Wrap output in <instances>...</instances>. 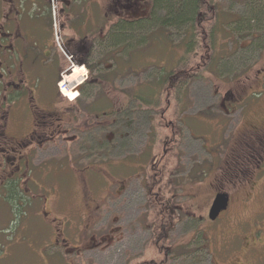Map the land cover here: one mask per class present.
Instances as JSON below:
<instances>
[{"label":"rangeland","instance_id":"374dc122","mask_svg":"<svg viewBox=\"0 0 264 264\" xmlns=\"http://www.w3.org/2000/svg\"><path fill=\"white\" fill-rule=\"evenodd\" d=\"M221 3V9L247 18L216 32L214 50L192 54L182 41L185 27L162 32L152 25L132 32L128 43L112 45L104 37L118 19L108 18L105 25L98 18L85 68L75 62L80 69L73 72L71 66L65 74L74 82L84 73L76 90L83 110L92 105L101 115L124 105L126 111L102 124L103 130L89 119L92 132H79V147L61 144L38 156L44 164L54 156L59 162L29 167L27 192L15 209L18 189L0 188V264H163L155 250L169 245L158 232L161 208L156 204L148 212L147 189L142 178L133 177L146 166L149 157L142 154L153 146V157L165 150L157 177L163 220L171 222L165 264H264V150L251 158L246 175L238 162L244 140L258 138L248 130L264 127V17L248 18L251 7L238 1ZM245 20H253L250 28ZM258 25L263 29L257 35ZM209 26L203 25V33L198 29L199 45ZM171 71L183 72L182 81L177 77L169 90L159 88V74L165 79ZM46 85L40 101L50 99L51 79ZM134 92L155 108L126 102ZM15 116L27 121L23 109ZM99 140L111 148L107 155L113 160L83 169L85 153L101 160ZM71 153L81 167L69 163ZM136 154L141 156L128 159ZM127 180L119 191V182ZM217 189L229 194L230 206L224 218L211 223L207 214Z\"/></svg>","mask_w":264,"mask_h":264},{"label":"flooded vegetation","instance_id":"af4514ba","mask_svg":"<svg viewBox=\"0 0 264 264\" xmlns=\"http://www.w3.org/2000/svg\"><path fill=\"white\" fill-rule=\"evenodd\" d=\"M151 10V0H0V188H17L16 196L23 198L27 192L29 167L40 163L48 165L59 162L54 156L44 164L43 160L40 162L38 156H42L43 152L56 151L55 149L61 144L63 148L69 143L79 147V132H82V135L84 133L89 135L92 132L88 126L91 118L101 125L107 121L119 120V116L126 111L124 105L117 107L115 111L102 110L101 115L92 111V105L83 110L82 94L79 92L77 98L67 101L58 90V82L62 74L71 71L72 64L75 62L83 64L89 57L92 45L97 39V36L92 34L90 18H117L132 22L150 18ZM99 30L101 34L102 27ZM77 68V65H74L73 72ZM49 79L52 86L50 99L47 97L46 100L40 101V91L46 90ZM73 80L68 89L77 95L76 90L84 80L81 77L77 79L75 77ZM86 83H90V80ZM136 93L128 96L126 102L138 103L139 99L133 100ZM153 104L149 103L150 110L155 108ZM18 109L24 110L27 121L22 122L16 117L17 115L15 116ZM107 113L109 117L104 118ZM85 114L87 115L84 116ZM79 118H84V121ZM101 125L100 129L103 130L104 127ZM248 133L258 138L253 139V143H251L252 138L242 143L238 162L244 166L245 175L251 165V158H258L264 150V127L250 128ZM102 140L107 141L106 137ZM104 142L99 140L101 160H96L95 153L84 152L86 164L82 166L79 157L71 153L73 156H68L69 163L77 162L74 164L75 167L82 166L86 169L90 164L101 165L109 159L113 160L107 155V153L112 154V150ZM165 144L167 145L168 142ZM251 144L254 146L252 147ZM81 148L80 150L85 151V147ZM153 149L154 146L142 154L148 155L149 159L145 163L146 166L139 168L140 170L138 169L133 176L142 178L147 189L148 212L156 204L160 206L161 211L163 209L157 194V177L160 176L159 167L163 162L161 158L165 157V150L153 157V153H150ZM140 156L141 154H136L135 157L128 156V159ZM236 162L234 158V163ZM119 183V191L123 192L130 181ZM217 193L226 192L217 189L215 195ZM227 195L226 210L213 221L207 217L211 223L224 218L229 210L230 196ZM169 203L172 206L170 201ZM161 224L164 226L161 228L162 232L158 230L159 236L169 242V245L162 250L156 248L155 250L157 255L163 253L160 254L164 257L161 263L165 264L167 255L172 249L169 239L171 222L167 226L163 220L158 227ZM224 234L223 232L222 236ZM60 241L66 242L64 238ZM141 264H153V262L144 261Z\"/></svg>","mask_w":264,"mask_h":264},{"label":"trees","instance_id":"16d2710c","mask_svg":"<svg viewBox=\"0 0 264 264\" xmlns=\"http://www.w3.org/2000/svg\"><path fill=\"white\" fill-rule=\"evenodd\" d=\"M222 1L223 2L227 1L229 3L238 1L243 3V5L251 7V14H250L251 17L248 18H256L257 21H259L260 18L264 17L263 0H151L152 10H151L150 18H146L138 21H132V22L119 19L115 23L110 24L109 28L107 29V34L104 38L106 39V42L109 44L122 45L123 43L124 44L128 43L129 40L133 39L132 32H135L136 30L142 28L145 29L146 27L152 28L153 26H156L161 28L162 29L161 31L163 32L167 28L183 29V27H185L188 33H186V36L182 41L185 46V50L187 54H192V52H198L196 51L197 49H203V51L208 49L214 50L213 48L215 46V41H216L215 40L216 32L225 30L224 27H226V25L229 27L231 22L236 23L241 21L240 18H247L241 15L237 16L236 14H232L230 10L221 9L220 6H222L221 3ZM255 1H257V5H255L256 3ZM253 13L254 15H252ZM233 18H239V19H233ZM108 20L109 19H107V21ZM252 21H249L248 23V21L245 20L246 24L248 23L247 25L249 26V28L251 27L250 23ZM107 23L108 22H106L105 25ZM208 23L210 24V26H209L208 34L206 35L207 38L204 36L205 39H203L202 44L200 43L199 45L197 40L198 29L200 28V31L204 32L203 25ZM258 27L259 25L256 28L257 35L259 33V29L260 30L263 29V27H259V28ZM240 45L241 42L237 44L236 46L238 47L237 49L241 47ZM222 59H224V57L220 56L219 60ZM159 75L160 76L158 77L159 79L157 81V85H159V88L163 86L169 90L170 87L174 86L173 84H175V82L176 83L178 82L177 81L178 79H176L177 77H180L179 81H182V77L184 76V73L183 72L175 73L171 71L169 76L166 75L165 79L161 76V74ZM172 77L176 79L173 83L170 82V79H172ZM142 94L143 93H139V94L136 93L135 94L136 96H133L134 98L133 100L139 99L140 102L148 103L147 100L142 98ZM154 94H156V91ZM131 102H135V101H131ZM17 198H19V196H17L13 200L15 204V205L13 204L14 209L18 206L16 202ZM159 214L160 216H163V219L165 218L162 211L159 212ZM163 219H161L162 223H163ZM163 226H164L163 224L159 226V231L161 232L163 231L161 230ZM162 248L163 247H157L156 250H160V249L162 250ZM160 254L163 253H158V255Z\"/></svg>","mask_w":264,"mask_h":264},{"label":"water","instance_id":"95a60500","mask_svg":"<svg viewBox=\"0 0 264 264\" xmlns=\"http://www.w3.org/2000/svg\"><path fill=\"white\" fill-rule=\"evenodd\" d=\"M227 205L228 195L226 193H217L208 210V218L212 221L215 220L222 211L226 210Z\"/></svg>","mask_w":264,"mask_h":264},{"label":"bare ground","instance_id":"6f19581e","mask_svg":"<svg viewBox=\"0 0 264 264\" xmlns=\"http://www.w3.org/2000/svg\"><path fill=\"white\" fill-rule=\"evenodd\" d=\"M77 67H79V66H77ZM77 69H78V68H77ZM79 69H80V67H79ZM79 77H81V79L84 80V77H85V76H84V73H82L81 75L77 76V78H79ZM77 78H76V79H77ZM72 82H73L72 80H69L68 77H66L65 85H67V86L69 87V86L72 84ZM63 92H65L64 95L67 96L68 98H70V99L75 98L76 93L73 94V93L71 92V90H69L68 88H66V90L63 91Z\"/></svg>","mask_w":264,"mask_h":264},{"label":"built area","instance_id":"2783aa9c","mask_svg":"<svg viewBox=\"0 0 264 264\" xmlns=\"http://www.w3.org/2000/svg\"><path fill=\"white\" fill-rule=\"evenodd\" d=\"M65 77H66V76L62 75V80L58 83L59 89H60V91H61V93H62L63 95H64V93H65V92H63V91H65L66 88H68V86L65 85V82H64Z\"/></svg>","mask_w":264,"mask_h":264},{"label":"crops","instance_id":"0c3cea01","mask_svg":"<svg viewBox=\"0 0 264 264\" xmlns=\"http://www.w3.org/2000/svg\"><path fill=\"white\" fill-rule=\"evenodd\" d=\"M100 19V18H99ZM98 18L96 19V18H90V24H91V27L93 28V26H97V23H98V20H99ZM107 19L108 18H103V19H101V20H99V22H102L103 20L105 21V22H107ZM98 28H100V25L98 26Z\"/></svg>","mask_w":264,"mask_h":264}]
</instances>
